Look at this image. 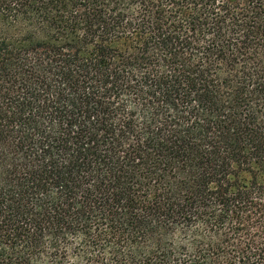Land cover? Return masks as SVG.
Here are the masks:
<instances>
[{
	"label": "trees",
	"instance_id": "16d2710c",
	"mask_svg": "<svg viewBox=\"0 0 264 264\" xmlns=\"http://www.w3.org/2000/svg\"><path fill=\"white\" fill-rule=\"evenodd\" d=\"M0 264H264V0H0Z\"/></svg>",
	"mask_w": 264,
	"mask_h": 264
}]
</instances>
